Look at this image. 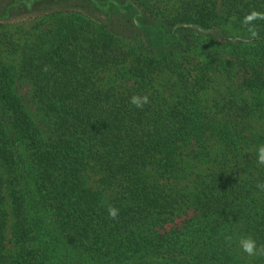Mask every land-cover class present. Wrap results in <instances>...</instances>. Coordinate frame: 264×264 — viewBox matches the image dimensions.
Instances as JSON below:
<instances>
[{
    "label": "trees",
    "instance_id": "1",
    "mask_svg": "<svg viewBox=\"0 0 264 264\" xmlns=\"http://www.w3.org/2000/svg\"><path fill=\"white\" fill-rule=\"evenodd\" d=\"M111 6L0 25V264H264V0Z\"/></svg>",
    "mask_w": 264,
    "mask_h": 264
},
{
    "label": "rangeland",
    "instance_id": "2",
    "mask_svg": "<svg viewBox=\"0 0 264 264\" xmlns=\"http://www.w3.org/2000/svg\"><path fill=\"white\" fill-rule=\"evenodd\" d=\"M31 5L25 6L22 0H0V25L11 24L18 26L19 32H31L35 26L44 25L48 28L52 22L49 18L54 12L78 11L97 21H105L118 30L124 21L111 6V0H25ZM24 2V3H23ZM124 22V23H123ZM42 30V28H41ZM20 88L29 89L25 84ZM21 91V90H20ZM22 93V92H21ZM23 94V93H22ZM25 96V94H23ZM89 183L95 186L96 178L90 175Z\"/></svg>",
    "mask_w": 264,
    "mask_h": 264
},
{
    "label": "clouds",
    "instance_id": "3",
    "mask_svg": "<svg viewBox=\"0 0 264 264\" xmlns=\"http://www.w3.org/2000/svg\"><path fill=\"white\" fill-rule=\"evenodd\" d=\"M257 14L252 13V15L246 17V22L251 21L253 18H255ZM251 31V29H250ZM252 35H255V32H252ZM131 103L134 104L136 107L141 108L144 104L148 103V97L147 96H133L131 98ZM258 162L261 164H264V145H261L258 150ZM258 187L264 188V185H258ZM109 215L112 218H115L117 215L116 209H109ZM242 249L245 253H247L249 256L254 255H262L264 254V246H258L257 242L252 238H245L240 241Z\"/></svg>",
    "mask_w": 264,
    "mask_h": 264
}]
</instances>
